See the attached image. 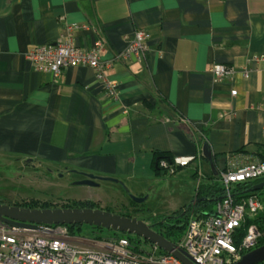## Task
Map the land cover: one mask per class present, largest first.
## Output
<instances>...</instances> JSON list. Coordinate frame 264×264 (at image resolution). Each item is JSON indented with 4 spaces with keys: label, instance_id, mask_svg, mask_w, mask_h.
<instances>
[{
    "label": "crops",
    "instance_id": "crops-1",
    "mask_svg": "<svg viewBox=\"0 0 264 264\" xmlns=\"http://www.w3.org/2000/svg\"><path fill=\"white\" fill-rule=\"evenodd\" d=\"M71 24L80 27L73 43L98 46L104 62H113L135 30L146 34L144 59L113 62L106 71L117 97L91 68L66 69L54 82L25 58ZM255 53H264V0H0V156L79 180L115 179L141 195L142 182L164 178L154 172L155 152L195 156L178 174L196 182H182L192 201L199 181L213 174L198 159V136L226 167L236 158L258 160L234 154L263 144L264 114L256 108L264 106V66L243 74ZM222 64L232 70L225 78L207 72Z\"/></svg>",
    "mask_w": 264,
    "mask_h": 264
},
{
    "label": "built area",
    "instance_id": "built-area-1",
    "mask_svg": "<svg viewBox=\"0 0 264 264\" xmlns=\"http://www.w3.org/2000/svg\"><path fill=\"white\" fill-rule=\"evenodd\" d=\"M78 29V25L71 24L57 42L34 47L25 54V58L35 71L49 74L54 82L66 69L78 66L91 68L107 95L117 97V86L107 78L106 71L113 62L144 59L146 34L142 30H135L127 47L113 62H104L100 58L98 46L82 50L73 43L74 31ZM262 65L264 53L252 54L246 60L244 76L247 77ZM207 72L221 80L232 70L222 64L208 68ZM230 94L235 96L236 91L231 90ZM256 109L264 114V106ZM195 160V156L174 157L168 172L173 173V167L188 168ZM161 166L167 168V163L162 161ZM263 179L264 160H250L241 164L239 159H232L220 176L225 188L224 197L217 203L213 213L192 216L188 220L184 235L174 243L176 248L192 264H230L257 249L262 233L255 225L248 227L240 244H236L237 231L244 217L261 213L264 204L255 195L249 196L243 203H235L230 191L235 185ZM150 246L148 251H144L126 238L80 239L71 235L67 226H42L38 230H31L9 227L0 222V264H183L175 256L154 245Z\"/></svg>",
    "mask_w": 264,
    "mask_h": 264
},
{
    "label": "rangeland",
    "instance_id": "rangeland-1",
    "mask_svg": "<svg viewBox=\"0 0 264 264\" xmlns=\"http://www.w3.org/2000/svg\"><path fill=\"white\" fill-rule=\"evenodd\" d=\"M26 161L21 158L17 159L15 156L10 158L4 155L0 156L1 203L11 205L34 199L49 204L53 209L62 208L60 206L69 202L91 201L95 204V209L122 216L133 213L129 196L145 197L146 200L143 204H136L140 210L133 217L146 223L153 230L159 228L156 222L176 214L184 207L182 205H188L191 201V191H189L188 184H196L192 180H183V177L178 176V174L173 177L165 176L157 184L142 182L141 188L146 189V192H142L141 195L130 190L128 186L110 182H100L97 188L76 186L74 184L80 181V176L58 172L56 169H48L46 166L27 163ZM185 172L187 170L182 171V174ZM183 181L188 182V184L184 185ZM75 230L76 236L80 239L93 240L98 236L103 239L114 237L112 230H93L86 225L80 226L79 229L75 228ZM130 236L134 239L133 235ZM133 244L144 251L151 248L150 244L141 238H139V242ZM260 264H264V261Z\"/></svg>",
    "mask_w": 264,
    "mask_h": 264
},
{
    "label": "water",
    "instance_id": "water-1",
    "mask_svg": "<svg viewBox=\"0 0 264 264\" xmlns=\"http://www.w3.org/2000/svg\"><path fill=\"white\" fill-rule=\"evenodd\" d=\"M202 156L208 162L214 172L213 153L208 144L202 147ZM28 163V161H26ZM84 179L76 182V186L99 187L100 182H110L123 185L121 182L100 178L92 174H82ZM264 188V182L255 185L249 192H257ZM135 204H143L146 200L129 196ZM193 201V200H192ZM191 201V202H192ZM0 222L9 227L19 229L38 230L42 226H93L116 233L133 235L143 239L150 245H154L163 252L178 258L183 264H192L187 256L171 241L154 231L146 223L135 217H123L101 209L91 208H53V209H28L14 205H6L0 202ZM264 261V246H261L243 255L234 264H260Z\"/></svg>",
    "mask_w": 264,
    "mask_h": 264
},
{
    "label": "trees",
    "instance_id": "trees-1",
    "mask_svg": "<svg viewBox=\"0 0 264 264\" xmlns=\"http://www.w3.org/2000/svg\"><path fill=\"white\" fill-rule=\"evenodd\" d=\"M163 102V100H162ZM149 107V106H148ZM201 136L197 137V147H198V159L204 160L202 156V147L204 144H207V142L204 140V137ZM246 148H241L238 151H236L234 154H248L251 157H257L260 160H264V146H256L252 149L245 150ZM232 154V155H234ZM155 156V162H154V172L157 176H176L180 172H182L185 168L181 167H173V173H169L168 169L172 167L173 161L172 157L168 153H154ZM222 160V161H221ZM165 161L167 163V168H163L161 166V162ZM226 163L227 161L225 158H222L220 155H214L213 156V164L215 166V171L213 172L210 177L204 178L203 182H199L196 187V194L195 198L192 202H190L187 206H184L181 210H179L176 214H172L170 217L164 220H160V222H156L158 225V231H156L158 234L162 235L167 240L176 243L181 236L184 235L188 220L192 216H207L214 212L215 206L217 203L221 201V199L225 195V188L220 182V175L221 173L226 171ZM199 168L198 165L195 166L193 169V173L191 175L192 179L197 180L199 178ZM264 182L263 180H258L249 184H239L235 185L231 188V196L233 197V200L235 203H243L249 196L255 195L257 196L262 202H264V188L257 191V192H249L255 185ZM132 206H137L135 203H133L131 200ZM23 206V204H20L19 207ZM95 204L91 201H84V202H69L66 205H62L60 207L62 208H91L95 209ZM22 208V207H21ZM51 209L52 207L49 204H44L43 208L39 209ZM29 209H34L32 207H29ZM109 212V211H108ZM124 217H132L131 214L122 215ZM255 225L259 231L262 233V237L259 240L257 248L264 246V212L249 216L246 215L244 217L243 222L241 223L240 228L237 231V238H236V244H240L241 240L243 239L244 235L247 232V229L249 226ZM80 226H67L69 232L71 235H76L75 228L79 229ZM93 230H104L102 228L93 227L90 226ZM114 240H117L119 238H126L127 240L131 241V243L139 242V238L134 236V239L131 238L130 235L124 234V233H116L114 232ZM97 240H102L101 237H95ZM107 240V239H106ZM232 261V260H231Z\"/></svg>",
    "mask_w": 264,
    "mask_h": 264
},
{
    "label": "flooded vegetation",
    "instance_id": "flooded-vegetation-1",
    "mask_svg": "<svg viewBox=\"0 0 264 264\" xmlns=\"http://www.w3.org/2000/svg\"><path fill=\"white\" fill-rule=\"evenodd\" d=\"M20 204H23V206H21L22 208L32 207L34 209H39V208H43L45 203L42 202V201L30 199V200L22 201V202H19V203H14V204H11V205L19 206ZM132 207H133V213H131V214H132V217H133L134 214L138 213V211L140 210V208L137 207V206H132ZM154 231H158V229H155ZM234 263L235 262H232L230 264H234Z\"/></svg>",
    "mask_w": 264,
    "mask_h": 264
}]
</instances>
